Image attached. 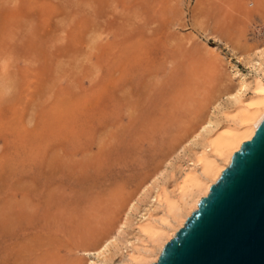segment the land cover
Masks as SVG:
<instances>
[{
    "label": "rangeland",
    "instance_id": "obj_1",
    "mask_svg": "<svg viewBox=\"0 0 264 264\" xmlns=\"http://www.w3.org/2000/svg\"><path fill=\"white\" fill-rule=\"evenodd\" d=\"M258 47L264 0H0V264L95 259Z\"/></svg>",
    "mask_w": 264,
    "mask_h": 264
},
{
    "label": "bare ground",
    "instance_id": "obj_2",
    "mask_svg": "<svg viewBox=\"0 0 264 264\" xmlns=\"http://www.w3.org/2000/svg\"><path fill=\"white\" fill-rule=\"evenodd\" d=\"M238 58L255 68L257 75L248 80L232 65L238 84L221 96H227V105L222 106L218 99L215 110L182 145L189 161L180 166L181 176H176L177 169L161 171L158 175L163 180L156 176L144 190L149 203L141 210L140 200H131L114 231L93 249L84 251L96 255L86 264H103L118 255L123 256L121 264L155 263L235 154L255 135L264 122V47ZM135 212L139 216L133 218Z\"/></svg>",
    "mask_w": 264,
    "mask_h": 264
},
{
    "label": "water",
    "instance_id": "obj_3",
    "mask_svg": "<svg viewBox=\"0 0 264 264\" xmlns=\"http://www.w3.org/2000/svg\"><path fill=\"white\" fill-rule=\"evenodd\" d=\"M153 264H264V122Z\"/></svg>",
    "mask_w": 264,
    "mask_h": 264
}]
</instances>
